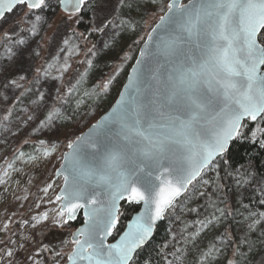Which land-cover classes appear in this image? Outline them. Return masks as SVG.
Instances as JSON below:
<instances>
[{
	"label": "snow or ice",
	"instance_id": "obj_1",
	"mask_svg": "<svg viewBox=\"0 0 264 264\" xmlns=\"http://www.w3.org/2000/svg\"><path fill=\"white\" fill-rule=\"evenodd\" d=\"M88 4L89 0H56L55 5L52 0H0L4 47L0 67L16 69L11 75L0 70V89L15 94L23 88L21 95L33 92L38 97L33 103L40 105L44 96L36 85L41 76L48 77L51 66L37 68L32 88H25L26 65L39 55L30 47V38L40 35L44 25L51 27L48 15L55 7L72 17ZM118 6H130V0H118ZM161 10L166 15L160 16L153 32L167 35L159 43L153 35L147 37L112 113L67 144L72 151L57 173L65 183L56 196L60 202L56 215L50 220L44 213L25 221L36 231L25 235L23 243L11 237L0 240V264H59L65 254L45 243V234L69 226L81 210L86 227L73 233L70 241H61L71 245L66 264H134V254L177 197L242 136V122H264V0H191L189 4L168 0ZM109 26L134 32L136 22L113 15L94 30L107 36L104 29ZM117 34H111L113 39ZM68 67L65 61L57 70ZM59 116L58 110H48L40 127ZM113 126L115 142L105 143L100 135L107 137ZM236 182L238 187L249 183L246 178ZM260 192L264 195V187ZM121 202L142 204L143 211L119 235ZM261 220L264 212L251 214L249 231ZM2 230L9 229L5 225ZM114 231L119 239L109 243Z\"/></svg>",
	"mask_w": 264,
	"mask_h": 264
},
{
	"label": "rangeland",
	"instance_id": "obj_2",
	"mask_svg": "<svg viewBox=\"0 0 264 264\" xmlns=\"http://www.w3.org/2000/svg\"><path fill=\"white\" fill-rule=\"evenodd\" d=\"M52 2L55 5L56 0ZM91 2L97 3L92 11L89 34H80L76 29L79 15L68 17L57 6L48 15L51 27L44 25L40 35L30 38V47L39 55L26 65L29 81L25 88H32L31 78L37 68L51 66L48 77L41 76L36 85L44 96L40 105L33 103L38 99L33 92L21 95L23 88L16 89L15 94L0 89V240L11 237L23 243L25 235L36 231L25 221L44 213H48L50 220L56 215L60 204L56 196L63 179L55 176L68 151L67 144L75 141L106 113V100L116 101L129 63L134 58L136 60L141 44L160 16L166 13L161 7L167 0H130V6L121 9L111 0H89V4ZM113 15L135 21V31L109 26L104 29L109 33L105 36L94 30L106 17L110 19ZM144 15L147 16L145 23L140 19ZM113 32L118 33L114 39ZM2 39L0 36V56L4 53ZM88 60L92 61L91 65ZM65 61L70 67L67 71H58ZM3 65L0 59V66ZM0 70L4 75L16 71L13 66L0 67ZM110 77L114 79L108 84ZM67 83L68 87L65 86ZM105 85H108L107 89ZM4 96H8V100H4ZM16 102L21 105L13 116ZM52 109L59 111V118L41 128L40 121ZM29 115L36 118L28 120ZM216 165L210 169L211 175L197 182L191 195L174 208L168 240L162 248L167 264H201V261L203 264H233L239 244L249 245L245 248L242 264H264V220L252 231L248 228L250 215L255 213L258 216L264 212V204L260 203L264 199L260 192L264 180L256 178L252 166L246 167L240 175H233L228 180L223 199V203L231 207L230 214H226L215 203L208 207L198 202L201 195L209 192ZM240 178H246L249 183L238 187L236 181ZM45 188H48L47 192ZM228 224L232 234L229 238L222 237ZM5 225L9 229L7 232L2 230ZM42 227L46 228L47 224ZM76 229L69 224L45 234L44 242L65 254L59 264L66 263V255L71 251L70 243L62 244L61 241H70ZM52 258L49 255V259Z\"/></svg>",
	"mask_w": 264,
	"mask_h": 264
},
{
	"label": "trees",
	"instance_id": "obj_3",
	"mask_svg": "<svg viewBox=\"0 0 264 264\" xmlns=\"http://www.w3.org/2000/svg\"><path fill=\"white\" fill-rule=\"evenodd\" d=\"M111 1L114 2L116 6H118V0ZM96 3L97 2H91L89 4V7L86 8L85 6L86 9L84 8L83 11L79 14V22L76 26V29L80 34H87L88 30L92 27V11L95 8ZM121 8H123V6H121L120 9ZM145 18H147L146 15H144V17L140 19L145 23ZM77 30H75V32H77ZM134 62L135 58L131 60L127 70L125 71L122 87L124 86L127 80V76ZM67 85L69 84L67 83L65 86ZM114 102V99L106 100L104 103V112H107L112 107ZM20 105L21 102H16L12 113L13 116L16 114L17 110L20 109ZM241 132L242 136L233 141L230 146L229 152L225 155V157L220 158L215 162L217 164V171L215 172L216 175H212L213 181L210 189H208L209 192L201 195V198L198 201L203 202L208 207H211L215 203L218 206V209L224 210L226 214H230L231 207H229L228 203H223V199L225 197V194L227 193L226 188L228 185V180L233 175H240V173H242L243 170L246 169V167L252 166L256 178L258 180H264V146H262L264 145V134H262L264 133V122H261L260 120L255 122L247 120L243 123ZM211 168L212 167L204 171L203 175L197 182L202 179H205L206 176L211 175V173L209 172ZM197 182L192 185L188 193L179 202H177L176 205L168 212L164 221L158 226L153 239L134 257V264H167V258L165 257L162 248L164 243L168 240V230L172 221L174 208L179 207L191 195L192 189L194 188ZM139 209V207L134 205H130L127 203L122 204L120 223L117 225L119 235L123 233L126 228V225L132 219V217L139 211ZM83 222V217L79 216L77 221L72 224V226L78 228L83 224ZM230 234H232V229L230 224H228L226 230L224 231V233H222V237L229 238ZM119 235L116 231H114L111 241H115L119 237ZM251 241L252 240H250L249 242ZM246 246L248 248L249 245L239 244V251L237 252V256L233 264H242V257L245 252Z\"/></svg>",
	"mask_w": 264,
	"mask_h": 264
},
{
	"label": "water",
	"instance_id": "obj_4",
	"mask_svg": "<svg viewBox=\"0 0 264 264\" xmlns=\"http://www.w3.org/2000/svg\"><path fill=\"white\" fill-rule=\"evenodd\" d=\"M182 3H184V4H189V3H191V0L190 1H188V2H186V0H182ZM83 11V10H82ZM62 13H64L63 11H62ZM65 14V13H64ZM66 15V14H65ZM164 15H166V13L164 14ZM159 23V21L155 24V26L152 28V30L150 31V33L148 34V36L149 35H153L154 36V39H155V43H159V38H161V37H165L166 35H167V33H164V32H159V30H157V33H159V35H157V33H154L153 32V29H155V27H156V25ZM147 36V37H148ZM147 42V38L145 39V41H144V43L142 44V46H141V48H140V50H139V53H138V56H137V58H136V60H135V62H134V64H133V66L131 67V69H130V71H129V74H128V76H127V80H126V82H125V84H124V86L122 87V89H121V91H120V93H119V96L117 97V99H116V101L114 102V104L112 105V107L95 123V124H93L92 126H90L84 133H82L80 136H83V135H85V134H87L88 132H89V130L90 129H92L93 128V126L94 125H96V124H98V123H100L102 120H103V118L104 117H106V116H108L109 114H111L112 113V110L117 106V104H118V102L120 101V99H121V93H123L124 91H125V86L129 83V79H128V77L132 74V69L133 68H135L137 65H136V61L137 60H139L140 59V51L144 48V45H145V43ZM155 50V45H151L150 46V51H154ZM150 57H149V60H146V63H148L149 61H150ZM259 120V119H258ZM257 120V121H258ZM245 121H247V120H244L242 123H244ZM251 121V120H250ZM253 122H255V121H253ZM115 131H116V128H115V126H113V130H112V132H110L109 134H108V136L107 137H105V135H104V133L102 132L101 133V135H100V139L101 140H103L105 143H109V142H112V143H114L115 142ZM233 143V142H232ZM231 143V144H232ZM231 146V145H230ZM72 150L71 149H69L68 148V151L64 154V156L65 155H67L68 153H70ZM227 154V153H226ZM64 156H63V160H62V164H61V166L59 167V169L57 170V172H56V179H59V178H62L63 179V185H62V188H61V190L64 188V177H63V175H57V173L58 172H61L64 168H65V166H66V161H65V159H64ZM89 159H91V157H89ZM218 159H220L219 157L216 159V161L218 160ZM216 161H214V163L216 162ZM209 169V168H208ZM207 170V169H206ZM206 170H204V171H206ZM204 173V172H203ZM203 173H202V175H203ZM201 175V176H202ZM200 176V177H201ZM200 177H198L197 178V180H195L194 182H193V184L195 183V182H197L199 179H200ZM192 184V185H193ZM192 185H190L189 187H188V190H187V192H185V193H183L180 197H177V199H176V201L174 202V206L176 205V203L177 202H179L187 193H188V191H189V189L192 187ZM60 190V191H61ZM60 193V192H59ZM59 193H58V195H59ZM123 203H126V202H121V206H122V204ZM128 204V203H127ZM130 205H132V204H130ZM134 206H137V207H139L140 209H139V211L132 217V219L128 222V224L126 225V228H125V230L123 231V233L125 232V231H127V229H128V225L132 222V220L135 218V216L140 212V211H143V205L141 204V205H134ZM173 208V207H172ZM171 208V209H172ZM171 209H169L167 212H166V214H165V217H166V215L168 214V212L171 210ZM79 216H82L83 217V219H84V222H83V224L80 226V227H78L77 229H76V231L78 230V229H80V228H84V227H86V224H85V217H84V215H83V210H81L78 214H77V218H76V220H74V221H70L69 222V224H74L76 221H77V219L79 218ZM165 217H164V219H165ZM164 219L163 220H160V221H157L156 222V225H155V227H154V230H153V233H152V235H151V237H150V239L141 247V248H139L138 250H137V252L134 254V257L136 256V254L141 250V249H143L144 247H146L148 244H149V242L153 239V237H154V235H155V233H156V230H157V228H158V226L164 221ZM76 231H74L73 233H75ZM122 233V234H123ZM121 234V235H122ZM71 238H72V236H71ZM111 238H112V236L111 237H109L108 238V242L109 243H116L117 242V240L119 239V237L115 240V241H111ZM66 264V263H65Z\"/></svg>",
	"mask_w": 264,
	"mask_h": 264
}]
</instances>
